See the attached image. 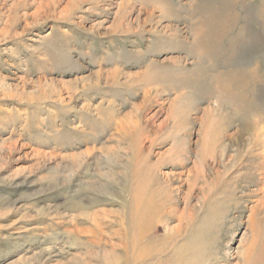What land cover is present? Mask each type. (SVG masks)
I'll return each mask as SVG.
<instances>
[{
    "label": "rangeland",
    "instance_id": "374dc122",
    "mask_svg": "<svg viewBox=\"0 0 264 264\" xmlns=\"http://www.w3.org/2000/svg\"><path fill=\"white\" fill-rule=\"evenodd\" d=\"M0 264H264V0H0Z\"/></svg>",
    "mask_w": 264,
    "mask_h": 264
},
{
    "label": "bare ground",
    "instance_id": "6f19581e",
    "mask_svg": "<svg viewBox=\"0 0 264 264\" xmlns=\"http://www.w3.org/2000/svg\"><path fill=\"white\" fill-rule=\"evenodd\" d=\"M150 17L152 16V13L149 15ZM147 19H145L144 21H146ZM201 35V34H200ZM197 41V40H196ZM195 41V42H196ZM194 42V43H195ZM199 44H201L200 42H196L194 45L196 46V47H198L199 46ZM144 73H146L144 76H140V78H138V80H136L135 82H133L134 80H132V78L131 77H129V75L127 76L128 77V80L126 81L127 83H129V81H131V83L130 84H132L131 85V87H132V89L134 90V91H136V90H139V91H141V94H142V96H143V100H145V99H147V98H149V97H153V98H155V96H158V95H161V94H158V91H160L161 89H163V87H161V85L158 83V81H159V79H158V77L156 76V75H154V74H152L151 75V72H149V71H147V72H144ZM97 75H102V71H97ZM126 82H125V84H126ZM136 82H137V84H136ZM155 85H157V86H155ZM158 87V88H157ZM141 89V90H140ZM143 90V91H142ZM158 94V95H157ZM134 105V104H133ZM135 107V106H134ZM121 124H122V120H121V122H120ZM210 134H212V133H210ZM215 138V137H214ZM216 139H217V137H216ZM179 161V160H178ZM142 169V168H141ZM141 169H139V171H136L137 173H139V174H137L138 176L140 175V173H141ZM145 170H147V167L145 168V169H143V171H142V173L141 174H146L145 173ZM140 192V188H139V191L138 192H136L135 193V198H134V200H135V202L137 203V200H136V198H138L140 195H138V193ZM140 199V198H139ZM140 200H143L142 198L140 199ZM132 229H133V227L131 226L130 228H129V226L127 227V228H124V236H125V238H127V236H128V233H129V235H130V237H132V238H134V237H141V236H144L145 235V226H141L139 229H134L135 230V232H131L132 231Z\"/></svg>",
    "mask_w": 264,
    "mask_h": 264
}]
</instances>
